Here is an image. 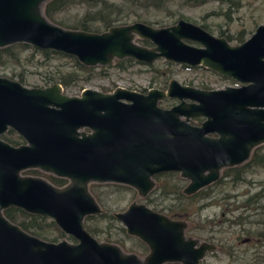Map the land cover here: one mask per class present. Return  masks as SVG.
Wrapping results in <instances>:
<instances>
[{
    "label": "water",
    "instance_id": "1",
    "mask_svg": "<svg viewBox=\"0 0 264 264\" xmlns=\"http://www.w3.org/2000/svg\"><path fill=\"white\" fill-rule=\"evenodd\" d=\"M46 1L0 0V48L25 43L84 66L164 59L209 69L238 86L205 90L171 79L165 90L85 88L69 96L58 83L27 88L0 76V136L11 129L24 142L13 146L0 138V264H199L216 246L186 236L183 220L142 202L112 216L146 245L143 257L97 241L83 224L86 216L102 213L88 185H126L143 198L155 186L154 175L173 172L187 181L182 193L192 195L215 182L222 169L244 163L264 144V24L237 45L183 19L159 28L135 21L88 32L51 23L42 12ZM165 98L176 103L163 108L158 102ZM195 118L198 125L191 124ZM27 169L67 184L22 176ZM8 207L50 218L75 242L25 232L5 218Z\"/></svg>",
    "mask_w": 264,
    "mask_h": 264
},
{
    "label": "rangeland",
    "instance_id": "2",
    "mask_svg": "<svg viewBox=\"0 0 264 264\" xmlns=\"http://www.w3.org/2000/svg\"><path fill=\"white\" fill-rule=\"evenodd\" d=\"M86 8V5L71 6L63 10L57 19L72 24L83 15ZM130 16L125 24L135 22L133 16L150 20V25L156 28L169 26L178 19H183L198 26L205 25L206 30L216 37H220V31L235 34L239 30H244V38L247 39L258 25L264 24V0H240V7L237 10H228L226 5L214 0H208L196 7L185 6L178 0L160 11L145 12L136 9L135 14ZM58 26L68 29L62 25ZM138 40V37L134 38V41L141 45ZM190 44L197 46L196 43ZM230 44L237 45L233 41ZM151 46L149 43L145 47L151 48ZM67 63V59L60 56L47 61L41 54L28 48L20 54L17 63H9L1 67L0 76L18 81L21 75L22 85L28 88H42L46 87L42 81L43 71L47 67L50 69L59 65H65L67 68ZM113 63L114 61L104 70L105 74H95L88 80H85L84 73L77 72V82L71 84L64 93L78 96L85 88L111 92L116 87L146 93L147 90L154 88L165 90L171 79L182 85L205 90L238 86V83L232 79L220 76L209 69L198 66L185 67L164 59H158L149 65L137 62L124 71L117 70L112 66ZM95 71H98V68ZM175 103V100L169 99L158 104L163 108H169ZM198 123V121L191 122L193 125ZM21 175L36 176L46 181L50 176L39 170L27 171ZM133 201L145 204L135 191L119 189L110 195L107 204H110V213H114L122 211ZM147 206L153 208L151 205ZM188 206V219L181 218L185 222V235L216 246L214 251L204 255L199 264H264V167L248 170L243 179L235 184L222 180L218 184L209 186L205 193L196 198L194 204ZM160 213L165 214V211ZM111 231L118 232L115 227L111 228ZM45 233L49 242L61 240L75 242L73 238L68 239V235L52 226L46 227ZM103 235L93 237L99 242H105ZM125 243L130 245L128 240Z\"/></svg>",
    "mask_w": 264,
    "mask_h": 264
},
{
    "label": "trees",
    "instance_id": "3",
    "mask_svg": "<svg viewBox=\"0 0 264 264\" xmlns=\"http://www.w3.org/2000/svg\"><path fill=\"white\" fill-rule=\"evenodd\" d=\"M178 0H48L42 7L43 15L53 24L62 25L72 30H82L88 32H102L114 25L125 24L130 19V14H135V10L145 12L160 11L166 8L169 4ZM183 5L189 7H196L203 5L208 0H179ZM220 4H224L229 9L237 10L240 7V0H214ZM75 5H86V11L74 23L67 24L57 19V16L65 9ZM135 21H140L150 25L151 21L141 16H133ZM206 30L205 25L200 26ZM207 31V30H206ZM244 30H239L235 34H226L220 31L219 36L226 39L227 42H235L239 44L244 41ZM141 45H149L145 39L138 40ZM30 48L38 52L47 61L54 57H64L67 59V68L65 65H59L45 69L43 71L42 81L44 85H51L58 83L62 87L63 93L73 83L77 82V72L85 74V80L90 79L93 75L105 74V69L111 65L106 66H84L76 61L74 57L67 56L52 50H39L25 43H16L0 48V69L9 63H17L20 54L26 49ZM137 62L130 58H123L114 60L113 67L119 71H124L128 67ZM186 67V66H185ZM199 67V66H198ZM98 68V71H95ZM22 76L18 78V82L22 83ZM108 91V90H104ZM166 102L169 99L165 98L159 102ZM158 102V103H159ZM194 121H201L200 118ZM1 138L7 143L18 146L22 143L19 136L14 134L12 130L6 131ZM255 167H264V144L255 147L249 158L242 164L234 167H228L221 170L219 178L211 185L218 184L222 180L231 181L232 183L240 182L248 170ZM32 172V170H29ZM26 172V171H25ZM155 186L142 199L146 205L153 206V210L161 212L165 211V215L172 219H188V204H194L196 198L205 193L208 185L205 188L197 191L192 195H184L182 193L183 187L186 185V180L181 178L177 173L166 172L153 176ZM48 181L57 186H63L66 183L65 179L48 177ZM185 184V185H184ZM89 192L102 209L99 215H88L83 219L85 229L92 235H103V240L108 243H115L121 247L125 253H133L138 257H143L148 249L145 244L137 238L126 234L123 226L117 222L112 213H110L109 198L110 195L119 189H126L134 192V190L126 185L115 183H90L88 186ZM3 215L10 222L18 225L25 232L34 235L40 239L47 241L45 229L52 226L58 231L57 226L51 220L40 215H33L22 211L16 207H8L2 211ZM117 228L118 232H112L111 228ZM61 234V233H60ZM63 235V234H62ZM68 239H72L67 236ZM130 245H126V241ZM54 241V240H51ZM135 242L137 244H135Z\"/></svg>",
    "mask_w": 264,
    "mask_h": 264
},
{
    "label": "flooded vegetation",
    "instance_id": "4",
    "mask_svg": "<svg viewBox=\"0 0 264 264\" xmlns=\"http://www.w3.org/2000/svg\"><path fill=\"white\" fill-rule=\"evenodd\" d=\"M18 82V81H17ZM20 83V82H19ZM22 84V83H21ZM60 85V84H59ZM24 86V85H23ZM49 86V85H48ZM26 87V86H25ZM28 88V87H27ZM32 88H34V87H32ZM37 88H40V87H37ZM42 88H44V87H42ZM62 88V87H61ZM82 91V90H81ZM62 92H63V90H62ZM196 119V118H195ZM192 121H194V119L192 120ZM191 121V122H192ZM200 122V121H199ZM199 124V123H198ZM8 130H11V129H7V131ZM12 132L14 133V134H16L13 130H12ZM3 135V134H2ZM17 135V134H16ZM18 136V135H17ZM20 137V136H19ZM0 138H1V136H0ZM21 138V137H20ZM2 139V138H1ZM3 140V139H2ZM21 140H22V138H21ZM4 141V140H3ZM6 142V141H5ZM24 142H23V140H22V143L21 144H23ZM29 170H32V172H35L36 170H38V169H27V170H24V171H22L20 174H22V173H25V171L27 172V171H29ZM40 171V170H39ZM30 172V171H29ZM42 172V171H41ZM45 173V172H44ZM46 174H48V173H46ZM50 176H53V175H51V174H49ZM34 177H36V176H34ZM53 177H55V176H53ZM40 178V177H39ZM56 178H58V177H56ZM62 179H64V178H62ZM66 180V179H65ZM47 182H49V181H47ZM50 183V182H49ZM51 184V183H50ZM67 184V180H66V183L64 184V185H66ZM53 185V184H52ZM63 185V186H64ZM53 186H55V185H53ZM89 186V185H88ZM55 187H57V186H55ZM60 187H62V186H60ZM23 211V210H22ZM33 215H35V214H33ZM41 216V215H40ZM45 217V216H44ZM48 218V217H47ZM50 219V218H49ZM172 219V218H171ZM51 220V219H50ZM175 220H180V219H175ZM182 220V219H181ZM52 221V220H51ZM184 221V220H183ZM54 223V222H53ZM58 228V227H57ZM59 229V228H58ZM60 230V229H59ZM184 233H185V230H184ZM43 240V239H42Z\"/></svg>",
    "mask_w": 264,
    "mask_h": 264
}]
</instances>
